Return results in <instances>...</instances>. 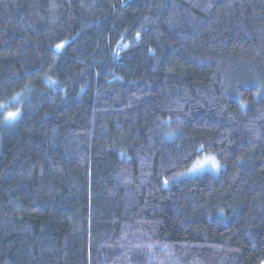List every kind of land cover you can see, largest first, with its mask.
<instances>
[{
	"label": "trees",
	"instance_id": "trees-1",
	"mask_svg": "<svg viewBox=\"0 0 264 264\" xmlns=\"http://www.w3.org/2000/svg\"><path fill=\"white\" fill-rule=\"evenodd\" d=\"M263 262L264 0H0V264Z\"/></svg>",
	"mask_w": 264,
	"mask_h": 264
},
{
	"label": "rangeland",
	"instance_id": "rangeland-1",
	"mask_svg": "<svg viewBox=\"0 0 264 264\" xmlns=\"http://www.w3.org/2000/svg\"><path fill=\"white\" fill-rule=\"evenodd\" d=\"M11 108H14V106H12ZM169 133H167L168 135ZM206 157H215V159L217 160L216 156L214 154H204L203 156H201L200 158H198L191 167H189L188 169H186L185 171H183L182 173H179L177 174L176 176H174L172 179L168 180L167 181V184L170 183L172 180L173 181H178L180 179H185V178H188V177H192V176H196V175H199L203 172H212V173H215V174H218L220 172V170L222 169V164L218 161L219 163V168H213L211 166V164H206L204 165L203 167L197 169L196 171H189L190 168H193L194 165L197 164V162H202L205 160ZM264 264V262L262 263Z\"/></svg>",
	"mask_w": 264,
	"mask_h": 264
},
{
	"label": "snow or ice",
	"instance_id": "snow-or-ice-1",
	"mask_svg": "<svg viewBox=\"0 0 264 264\" xmlns=\"http://www.w3.org/2000/svg\"><path fill=\"white\" fill-rule=\"evenodd\" d=\"M57 47H63V44L57 45ZM19 115V110H17L16 112H9L7 114L6 120H13L15 118H17ZM206 164H211V166L213 168H219V163L218 161L215 159V157H206L204 161L202 162H197L196 165L193 166V168H190L189 171H196L197 169L203 167ZM164 183H167V180L164 181Z\"/></svg>",
	"mask_w": 264,
	"mask_h": 264
}]
</instances>
